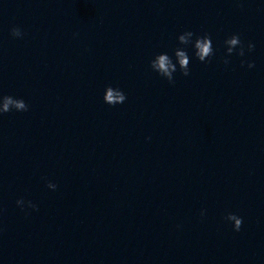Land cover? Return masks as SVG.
Listing matches in <instances>:
<instances>
[{
	"label": "clouds",
	"instance_id": "clouds-1",
	"mask_svg": "<svg viewBox=\"0 0 264 264\" xmlns=\"http://www.w3.org/2000/svg\"><path fill=\"white\" fill-rule=\"evenodd\" d=\"M10 35L16 39H22L24 36L23 30L18 26H13L10 29ZM178 43L185 47H177L173 51L175 57V62L173 57L167 52H162L156 54L150 61L149 66L157 73L160 77L166 79L169 83H175L174 73L178 70L180 73L187 77L190 75V56L187 51V46L191 45L193 49V55L202 63H209L210 58L214 55V49L212 44V38L209 34L205 33L203 35H197L193 31H184L177 36ZM224 45L226 48V56L224 58V64L230 63L228 57L233 53L240 57L245 56V51L252 52L255 49V44L248 42L245 48L244 42L241 40L238 33L232 34L224 40ZM246 61L242 60L241 65L243 66ZM247 67L249 69L255 67L254 62H247ZM127 99L126 94L118 87L114 88L111 85L107 86L104 90L103 101L109 106H116L118 104H123ZM29 105L22 98H15L11 95L0 96V115L6 114L10 111L26 112L28 111ZM46 187L50 190H56L57 185L51 181L46 182ZM18 207L21 210L24 209L25 204L33 210H37V205L32 201H25L20 198L16 201ZM204 215V210L201 211V216ZM225 219L232 223L234 231H240L243 218L235 213L229 212Z\"/></svg>",
	"mask_w": 264,
	"mask_h": 264
}]
</instances>
